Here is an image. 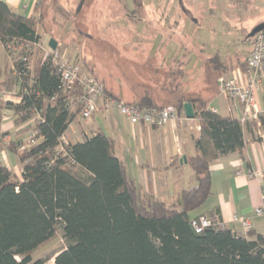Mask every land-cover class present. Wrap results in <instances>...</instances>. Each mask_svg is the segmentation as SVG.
I'll list each match as a JSON object with an SVG mask.
<instances>
[{"label": "trees", "instance_id": "trees-1", "mask_svg": "<svg viewBox=\"0 0 264 264\" xmlns=\"http://www.w3.org/2000/svg\"><path fill=\"white\" fill-rule=\"evenodd\" d=\"M37 24L34 16L19 14L0 0V39L6 46L14 42L34 49L41 39ZM210 62L222 66L218 57ZM16 66L25 73L20 78L22 100L13 103L0 95V125L5 108H12L17 126L34 120L38 142L23 150V139L2 145L18 156L23 172L18 179L0 164V264H44L45 259H34L33 254L60 227L65 247L55 254V264H264V233L251 229L240 235L217 225L197 232L191 223L190 212L212 194L211 163L246 145L239 118L224 116L205 102L197 104L201 135L189 165L198 185L168 203L144 192L128 175L113 138L102 129L68 143L66 154L55 157L59 138L79 112L78 105L69 108L77 91L59 88V77L44 55L33 66L27 61ZM91 73L121 99L94 70ZM126 102L168 105L148 94ZM169 104L177 113L184 109L183 101ZM259 120L264 125V113Z\"/></svg>", "mask_w": 264, "mask_h": 264}, {"label": "crops", "instance_id": "crops-1", "mask_svg": "<svg viewBox=\"0 0 264 264\" xmlns=\"http://www.w3.org/2000/svg\"><path fill=\"white\" fill-rule=\"evenodd\" d=\"M3 1L15 12L27 17L38 13L40 2V0ZM87 1L89 0H80L77 7L79 12L86 6ZM253 1L255 0H230L232 8H237L249 16L240 26L237 23L233 25L225 20L221 21V26L223 30L225 29L222 38L229 44L216 46L215 52L207 57L202 55V48L193 47L189 51L183 45L177 46L179 44L176 40L179 41V38L169 36L168 41H171L172 47L176 50L185 49L183 57H180L179 51L167 55L162 53L161 55L159 52L150 61L146 58L145 63H138V67L144 65L149 70H138L137 73L135 70L121 72L125 76H122L116 85L113 79L104 81L115 95L126 101H136L146 94L159 104L170 103L172 100L184 103L191 101L194 104V118L186 117L183 109L177 113L176 118L165 125L152 126L132 124L117 110H102L84 120L88 126H84L82 119L78 118L66 131L67 139L71 143H76L85 140L93 131L102 129L113 138L115 153L124 162L128 175L144 192L165 202L171 203L184 189L196 187L198 181L189 165V159L197 153L196 140L201 135V125L196 116L197 104L205 102L212 110L224 116H235L240 120L243 114L240 104L220 92L218 79L234 70L245 68V60L255 38L252 31L264 22V14L256 13ZM177 9V5L173 4L168 13L170 14L168 18L173 19L176 24L181 17L183 18L181 14L179 20L177 19ZM184 20L188 21V18ZM52 37L58 41L60 47L62 42L56 36H48L46 41L49 42ZM219 37L221 40V36ZM155 39L157 42L160 41L159 38ZM185 53L189 57L190 54L201 57L202 59L198 60L199 67L196 65L197 62L191 63L192 59L188 63ZM140 56L142 59L145 58L143 55ZM213 57L219 58L221 67L216 68L211 64L210 59ZM201 69H206L205 77L195 78L193 73L197 71L202 74ZM0 85V95L4 96L5 101L19 103L22 100V80L16 74L10 54L1 39ZM257 107L264 113V81L257 93ZM242 125L245 147L240 152L221 156L211 163L212 194L200 207L191 211L190 216L214 217L216 214L217 226H227L240 235H247L242 225L233 221V216L238 215L249 219L253 231L264 233V215L256 214V208L264 205V181L249 178L245 173L236 174L238 168H259L264 171V125L258 119H251ZM32 127V121L17 126L14 110L5 108L0 125V130L4 134L20 140L26 137ZM25 128H28V131H25ZM184 156L187 159L185 161ZM0 164L7 166L18 179L22 178L23 166L14 152L2 149Z\"/></svg>", "mask_w": 264, "mask_h": 264}, {"label": "rangeland", "instance_id": "rangeland-1", "mask_svg": "<svg viewBox=\"0 0 264 264\" xmlns=\"http://www.w3.org/2000/svg\"><path fill=\"white\" fill-rule=\"evenodd\" d=\"M79 2L40 0L38 13L34 15L38 20V32L42 34L40 42L48 49L46 38L56 36L62 42L59 48L66 58L79 63L84 72L94 70L104 80L113 79L115 85L125 76L121 72L149 70L144 65L138 67V63H145L146 58L150 61L159 52L167 55L179 51L180 57H183L185 49L176 50L172 47L169 36L179 38V41L176 40L178 47L183 45L189 51L193 47L202 48V55L207 57L215 52L216 46L229 44L222 38L225 29L221 21L240 26L249 16L232 8L230 0H89L80 12L77 8ZM173 4L178 8L177 19L183 15L177 24L168 18ZM253 4L256 13L263 15L264 0H255ZM187 18L188 21H185ZM155 38L160 41L157 42ZM45 53V49L36 46L30 64L33 66L35 60ZM140 55L145 58L142 59ZM185 55L188 63L192 59L191 63L195 61L199 67L198 60L201 57ZM206 69L200 70L202 74L197 71L193 73L195 78L205 77ZM82 121L84 126H88ZM64 247L65 240L60 227L33 257L45 259L44 264H55V254Z\"/></svg>", "mask_w": 264, "mask_h": 264}, {"label": "built area", "instance_id": "built-area-1", "mask_svg": "<svg viewBox=\"0 0 264 264\" xmlns=\"http://www.w3.org/2000/svg\"><path fill=\"white\" fill-rule=\"evenodd\" d=\"M36 46H40L46 50L44 58L50 63L54 74L59 77V88L64 91H77V96L72 98L69 103V108L73 110L78 105L79 112L70 120L68 129L73 126L78 118L87 120L102 110H117L132 124L162 126L176 118L177 109L174 105L168 104L160 108L156 106L138 107L134 104L127 103L108 93L104 84L94 74L84 72L79 63L66 58L59 46L56 49L50 47L46 49L42 46L40 40ZM6 48L10 54L16 74L22 78L21 76L25 73L17 68L16 63L18 61L30 62L33 49H26L25 45H17L14 42L9 43ZM263 81L264 29L255 34L252 49L245 60V68L242 70H234L229 75L221 76L218 79L220 92L228 99L241 105L243 111L241 116L242 123H246L251 119L259 120L260 115L263 114L257 107V93ZM2 98L4 99V96ZM37 118H41L40 112L37 113ZM37 135V129L34 127L30 128L19 149L23 150L35 145L38 142ZM12 140L9 135L4 134L0 130V153L5 148H2V145ZM58 142L59 145L54 152L55 157L66 154L65 146L70 143L67 139L66 132L59 138ZM242 173H245L249 178L264 181V171L259 168H238L236 170L237 175ZM256 214L259 216L264 215V205L256 208ZM217 220V215L214 214V217H195L191 223L197 232H202L206 227L216 226ZM233 221L239 222L246 233L252 229L251 222L245 217L234 215Z\"/></svg>", "mask_w": 264, "mask_h": 264}, {"label": "water", "instance_id": "water-1", "mask_svg": "<svg viewBox=\"0 0 264 264\" xmlns=\"http://www.w3.org/2000/svg\"><path fill=\"white\" fill-rule=\"evenodd\" d=\"M263 29H264V22L257 25L253 29L252 34L254 35ZM48 45L50 48L56 49L58 47V41L52 37L49 39ZM184 112H185L186 117H188V118H194L195 117L194 104L191 101H187L184 103ZM183 160L184 161L187 160L185 156L183 157Z\"/></svg>", "mask_w": 264, "mask_h": 264}]
</instances>
